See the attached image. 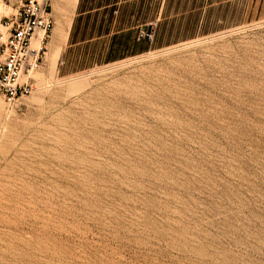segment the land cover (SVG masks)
<instances>
[{
	"label": "rangeland",
	"instance_id": "1",
	"mask_svg": "<svg viewBox=\"0 0 264 264\" xmlns=\"http://www.w3.org/2000/svg\"><path fill=\"white\" fill-rule=\"evenodd\" d=\"M212 2L206 35L0 96V264H264V0Z\"/></svg>",
	"mask_w": 264,
	"mask_h": 264
},
{
	"label": "crops",
	"instance_id": "2",
	"mask_svg": "<svg viewBox=\"0 0 264 264\" xmlns=\"http://www.w3.org/2000/svg\"><path fill=\"white\" fill-rule=\"evenodd\" d=\"M213 5L212 0H76L63 38L56 30L59 14L50 6L53 27L40 75L68 77L206 35ZM149 27L151 40L140 38Z\"/></svg>",
	"mask_w": 264,
	"mask_h": 264
},
{
	"label": "built area",
	"instance_id": "3",
	"mask_svg": "<svg viewBox=\"0 0 264 264\" xmlns=\"http://www.w3.org/2000/svg\"><path fill=\"white\" fill-rule=\"evenodd\" d=\"M0 33V96L13 104L33 91L30 75L39 71L53 22L48 0H17L12 15ZM140 38L151 40L152 30L139 32ZM38 41L39 47H34Z\"/></svg>",
	"mask_w": 264,
	"mask_h": 264
},
{
	"label": "bare ground",
	"instance_id": "4",
	"mask_svg": "<svg viewBox=\"0 0 264 264\" xmlns=\"http://www.w3.org/2000/svg\"><path fill=\"white\" fill-rule=\"evenodd\" d=\"M73 1L74 0H63L61 2V4L59 5V7L57 6L58 7L57 11L59 12V17H60V23L61 24L59 23L60 27L58 29H56V30H57V32L59 34V35L58 34L57 35L59 37H61V38H63L66 35L65 30H61V28L64 29L65 25L67 24L68 13L70 12L71 6L74 3ZM34 45H35L34 47L38 48L39 47L38 41H36Z\"/></svg>",
	"mask_w": 264,
	"mask_h": 264
}]
</instances>
